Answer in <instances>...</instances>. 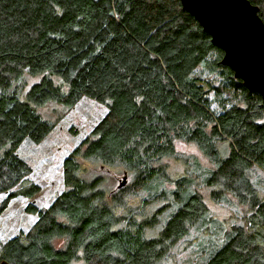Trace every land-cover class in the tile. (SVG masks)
<instances>
[{
    "label": "trees",
    "instance_id": "1",
    "mask_svg": "<svg viewBox=\"0 0 264 264\" xmlns=\"http://www.w3.org/2000/svg\"><path fill=\"white\" fill-rule=\"evenodd\" d=\"M223 55L181 0H0V214L41 189L18 153L55 127L41 108L108 106L65 157L62 192L0 240V262L264 264V100ZM222 205L236 214L219 218Z\"/></svg>",
    "mask_w": 264,
    "mask_h": 264
},
{
    "label": "rangeland",
    "instance_id": "2",
    "mask_svg": "<svg viewBox=\"0 0 264 264\" xmlns=\"http://www.w3.org/2000/svg\"><path fill=\"white\" fill-rule=\"evenodd\" d=\"M32 78L31 80H35ZM41 115L55 122V127L43 140L35 142L25 138L18 153L32 168L29 177L41 186L33 197L18 196L13 198L9 206L0 214V240L5 242L20 233H27L35 221L37 214L27 211L29 204L39 208L49 206L64 189L63 163L67 155L92 131L93 127L107 113L105 103L83 96L72 108L58 102H49L41 108ZM180 154L199 158L203 165H208L207 158L193 144L177 142ZM108 170V169H106ZM112 185L117 187L124 179L121 174L112 173ZM5 194H0V201ZM236 206H216L214 212L219 218L236 214ZM61 241H58L57 245Z\"/></svg>",
    "mask_w": 264,
    "mask_h": 264
},
{
    "label": "water",
    "instance_id": "3",
    "mask_svg": "<svg viewBox=\"0 0 264 264\" xmlns=\"http://www.w3.org/2000/svg\"><path fill=\"white\" fill-rule=\"evenodd\" d=\"M224 50L222 64L232 68L250 91L264 100V21L250 0H181ZM127 182L124 175L123 184ZM0 264H11L4 260Z\"/></svg>",
    "mask_w": 264,
    "mask_h": 264
}]
</instances>
